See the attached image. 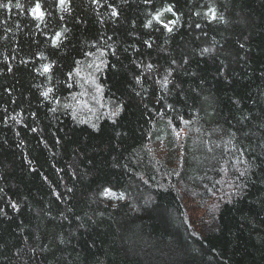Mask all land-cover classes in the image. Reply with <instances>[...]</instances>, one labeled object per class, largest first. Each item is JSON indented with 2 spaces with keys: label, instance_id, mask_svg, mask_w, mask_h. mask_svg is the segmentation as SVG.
Wrapping results in <instances>:
<instances>
[{
  "label": "trees",
  "instance_id": "1",
  "mask_svg": "<svg viewBox=\"0 0 264 264\" xmlns=\"http://www.w3.org/2000/svg\"><path fill=\"white\" fill-rule=\"evenodd\" d=\"M66 3L0 0V264H264V0Z\"/></svg>",
  "mask_w": 264,
  "mask_h": 264
},
{
  "label": "snow or ice",
  "instance_id": "2",
  "mask_svg": "<svg viewBox=\"0 0 264 264\" xmlns=\"http://www.w3.org/2000/svg\"><path fill=\"white\" fill-rule=\"evenodd\" d=\"M93 2H94V3H99V0H93ZM146 2H147V0H146ZM59 4H60V6H61V10H62V11H68V10H69L68 7H67L66 0H59ZM0 7H7V5L0 4ZM16 7H17V8H20L21 5H20L19 3H17V4H16ZM31 11H32L33 15H34L37 19H39V20H43V19H44V15H45V14H44L43 11H41V5H40L39 2H37V3L35 4L34 8H32ZM164 11H166V12H171L174 16L176 15V13L173 11V8H172L171 6L167 7L166 9H164ZM209 11H210L211 14H212V19H216L217 17H216L215 10H214V9H210ZM117 14H118V13H117L115 10H113L112 15H113V16H116ZM162 15H163V12H157V14H156L155 16H153L152 20H156L157 22L161 23L162 26H163L168 32H172V31H173V28H172L170 25H175V24H177L179 18L177 17L176 20H170V21H168V23H163V21H161V19H160V17H161ZM206 15H207V13H206ZM61 19H63V17H61ZM220 19H223V17H220ZM152 20H149V21L147 22V24L145 25V27H150V26L152 25ZM63 31L66 32L67 29H64ZM61 35H62V33H60V32H57V33L55 34V38H54L53 41H52V43H53L54 46L57 44V42H58V40L60 39V36H61ZM150 46H151V45H149V47H150ZM241 46L243 47V45H241ZM210 51H211V50H210V49H207V48L203 50L204 53H208V52H210ZM97 67H99V66H97ZM151 67H152V65H148V68H149V69H151ZM50 69H51V65H44V66H43V72H42L41 74L43 75L44 73L49 72ZM136 82H137V83L140 82L138 77L136 78ZM168 83H169L168 78L165 77V78H164V81H163L164 86H167ZM97 90L100 91L99 88H98ZM51 91H52V89L49 88L47 91L43 92L42 95L45 96V98H47V97H48V94H49ZM122 110H123V105H117L116 110L112 113V115H113V116H117V115H119V113H120ZM33 131H34V129H33ZM243 175H244V173L241 172V176H243ZM69 191H71V189H69ZM100 195H101V196H104V197L118 198V199H121V200L124 199L123 194H120L119 196H117V193H115L114 191H112L110 188H104L103 191L100 193ZM11 206H12L14 209L18 207L15 203H13ZM81 227H83V225H81Z\"/></svg>",
  "mask_w": 264,
  "mask_h": 264
},
{
  "label": "rangeland",
  "instance_id": "3",
  "mask_svg": "<svg viewBox=\"0 0 264 264\" xmlns=\"http://www.w3.org/2000/svg\"><path fill=\"white\" fill-rule=\"evenodd\" d=\"M158 144L160 145V144H161V142H160V141H158Z\"/></svg>",
  "mask_w": 264,
  "mask_h": 264
}]
</instances>
